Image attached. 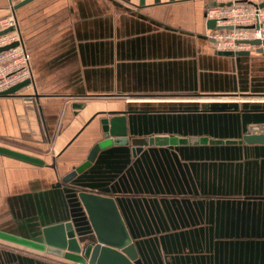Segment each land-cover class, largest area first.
<instances>
[{
    "label": "crops",
    "instance_id": "0c3cea01",
    "mask_svg": "<svg viewBox=\"0 0 264 264\" xmlns=\"http://www.w3.org/2000/svg\"><path fill=\"white\" fill-rule=\"evenodd\" d=\"M212 1L14 9L32 85L0 96V146L44 163L0 155L1 232L40 241L58 223L90 230L78 199L88 191L114 198L138 264H264V144L189 142L135 155L112 146L62 182L101 138V112H126L129 138L191 140L239 139L250 118L264 117L242 112L264 109V52L217 54L205 18ZM11 12L0 0V20ZM0 264L75 263L0 240Z\"/></svg>",
    "mask_w": 264,
    "mask_h": 264
},
{
    "label": "water",
    "instance_id": "95a60500",
    "mask_svg": "<svg viewBox=\"0 0 264 264\" xmlns=\"http://www.w3.org/2000/svg\"><path fill=\"white\" fill-rule=\"evenodd\" d=\"M32 0H22L14 8L23 6ZM127 1V0H124ZM159 2V0H154ZM144 0H139L138 5L142 6ZM222 6V5H220ZM259 7H264V2L258 3ZM208 8L216 7L212 1ZM208 29L221 30L232 29L231 26L216 25L212 19L206 20ZM257 27V26H256ZM12 28L1 30L0 35L11 31ZM239 43L250 45L256 53H262L264 40H247ZM17 43L0 48V51L14 47ZM219 55L233 57L249 55L250 51H217ZM26 80L19 83L6 92L0 94L11 95L20 89L29 85ZM78 107L79 105H73ZM82 106V105H80ZM79 106V107H80ZM223 111V110H218ZM246 114H264V109L243 110ZM123 111H112L108 113L101 112L104 117L99 119V130L101 138L91 148L88 157L84 163L73 169L66 175L63 183L69 182L76 175L85 171L95 160L96 155L112 146H130L133 155L143 147L150 146H168L179 144H211V145H238V144H264V117L253 116L252 124L245 127L244 134L239 139H213L208 136H200L197 139L178 138L173 136H152L145 138H129L126 117ZM107 115V117L105 116ZM109 116V117H108ZM256 120V121H255ZM0 155L16 159L18 161L41 166L43 160L0 146ZM59 186V184L57 185ZM78 199L86 213L90 230L74 229L72 223H58L44 227L41 230L42 237L40 241L27 239L0 231V240L19 245L21 247L44 253L47 255L62 258L75 264H138V252L135 244L127 231L125 223L121 217L118 206L113 197L98 193L80 191Z\"/></svg>",
    "mask_w": 264,
    "mask_h": 264
},
{
    "label": "built area",
    "instance_id": "2783aa9c",
    "mask_svg": "<svg viewBox=\"0 0 264 264\" xmlns=\"http://www.w3.org/2000/svg\"><path fill=\"white\" fill-rule=\"evenodd\" d=\"M22 0H9L10 16L0 20V31L12 28L0 35V48L16 42L14 47L0 51V94L26 80L32 84L29 57L19 33L14 7ZM216 7L208 8L205 18L216 21L219 26L232 29L211 30L208 38L216 51H242L254 49L239 43L247 40H264V7L248 0H213ZM222 5V6H220ZM257 26V27H256ZM264 52V46H262Z\"/></svg>",
    "mask_w": 264,
    "mask_h": 264
},
{
    "label": "rangeland",
    "instance_id": "374dc122",
    "mask_svg": "<svg viewBox=\"0 0 264 264\" xmlns=\"http://www.w3.org/2000/svg\"><path fill=\"white\" fill-rule=\"evenodd\" d=\"M213 44V43H212ZM213 48L215 49V45L213 44ZM30 84V83H29ZM32 85V84H31ZM31 85H27L26 87H29ZM8 142V141H7ZM9 144H12L11 142H9ZM12 148V147H11Z\"/></svg>",
    "mask_w": 264,
    "mask_h": 264
}]
</instances>
